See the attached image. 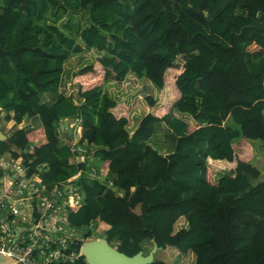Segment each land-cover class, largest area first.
I'll return each instance as SVG.
<instances>
[{
    "label": "trees",
    "instance_id": "1",
    "mask_svg": "<svg viewBox=\"0 0 264 264\" xmlns=\"http://www.w3.org/2000/svg\"><path fill=\"white\" fill-rule=\"evenodd\" d=\"M91 50L103 55L71 74L76 95H64L65 62ZM128 75L175 97L164 113L196 123L179 134L173 121L166 155L149 144L164 118L156 100L143 98L151 111L130 133L104 91ZM0 113L14 122L0 151L42 168L51 185L78 174L82 203L68 222L83 239L93 223L127 256L149 241L191 253L194 264H264V182L254 183L260 172L250 162L252 142L264 148V0H0ZM76 117L101 180L88 175L87 160L70 162L60 124ZM29 118L40 127H15ZM221 161L231 174L213 181L210 166ZM180 220L186 227L175 230Z\"/></svg>",
    "mask_w": 264,
    "mask_h": 264
},
{
    "label": "built area",
    "instance_id": "2",
    "mask_svg": "<svg viewBox=\"0 0 264 264\" xmlns=\"http://www.w3.org/2000/svg\"><path fill=\"white\" fill-rule=\"evenodd\" d=\"M70 125L71 140L77 138L69 145L74 162L87 160L88 175L101 180L104 173L89 164L93 151L80 143L82 120L73 118ZM42 171L40 167L31 170L21 157H0V256L15 264L73 263L84 257L81 246L88 240L82 239L81 234L72 237L71 233L78 230L68 222L69 210L82 203L74 181L78 174L51 185L42 177ZM88 229H95L94 224ZM78 241L82 244L74 249Z\"/></svg>",
    "mask_w": 264,
    "mask_h": 264
},
{
    "label": "rangeland",
    "instance_id": "3",
    "mask_svg": "<svg viewBox=\"0 0 264 264\" xmlns=\"http://www.w3.org/2000/svg\"><path fill=\"white\" fill-rule=\"evenodd\" d=\"M74 15H75V22L77 24L79 25L88 24L86 12L76 11L74 12ZM102 55H103L102 53H99L95 50H91L89 52L83 51L80 53L72 54L71 57L64 64V71L62 75L60 91L64 95L71 94L72 97H74L76 95L75 94L76 90H75V87L72 86L70 83L71 74L74 71L83 67L84 65L92 63L93 61H95L96 58H99ZM167 77L170 79V81L172 80V74H170L169 72L167 74ZM127 78L123 82L108 83L104 87V90L109 94V96L112 99H114L118 103L115 108V113L120 116H126L127 118L129 117L130 119L129 125L133 126V123H135L139 117H142L143 113H145L146 111H151L150 108H147L146 103L143 100V98L146 96L145 94L150 93V91H149V86H147L148 84L145 81L141 79L131 80ZM151 87L153 86L151 85ZM169 96L170 98H168V101L167 100L164 101L163 98L159 100V102L156 104V107L153 108L154 113H156L157 115H160L161 113H164L165 111L168 110L169 105L171 104L172 100L175 98L173 95H169ZM54 98H55L54 96H47V95L42 96V99L46 102H51ZM0 116H1L0 117V127L1 126L4 127L5 134H9L10 131L13 129V124L10 126L4 125L5 122L2 119L4 114L0 113ZM70 120L71 119L64 121L63 125L65 127L67 126L69 127L68 123ZM132 126L128 128L129 132L132 131ZM15 127H17L18 129L25 128L27 131L35 130L38 127H40V121L38 118L24 119L19 125ZM67 135L71 137V132L70 133L68 132ZM157 137L159 136H157L156 134L154 138L150 141V145H152L156 149L160 145L159 144L160 142L158 141ZM75 140H77V138L73 137L71 141H68L69 145H71V142ZM252 149H253V154H252V159L250 162L260 172V177L254 183L258 181L264 182V158H263L264 148L259 141H253ZM0 157L8 158L9 153L7 152V150L0 151ZM223 167L224 169H227L226 166H223L220 164L210 166V170L214 169L213 172L211 171L213 181L218 180L219 176H221L217 173L218 170H215V169L216 168L222 169ZM185 227H186V222L184 220H180L175 225V230H178L180 228H185ZM83 230L81 229V230H78L77 232H72L71 236L78 237L80 234L82 236ZM89 231H91L92 233L91 237L86 238V239L99 238L102 235L101 234L102 232H100L98 229H90ZM82 239H83V236H82ZM114 244H115V240L110 242L111 246H113ZM141 247L143 248L144 253H147V251L151 249V243L149 241H144ZM153 258L154 260H161L165 262L166 264H194V261H193L194 257L191 253H188L187 255H182L179 252H177L175 248H172V247H166L165 249L157 250L154 253ZM0 264H7V261L3 256H0Z\"/></svg>",
    "mask_w": 264,
    "mask_h": 264
},
{
    "label": "crops",
    "instance_id": "4",
    "mask_svg": "<svg viewBox=\"0 0 264 264\" xmlns=\"http://www.w3.org/2000/svg\"><path fill=\"white\" fill-rule=\"evenodd\" d=\"M127 77H129V78H127ZM126 78L127 79H131V80H133V79H135V80H138V78H135L133 75H128ZM141 80H143V81H145L148 85L147 86H149V91H150V93H146L145 95H150V96H152L155 100H156V104L159 102V100H161V98H163V100H167V95H165V93H164V90L162 89V90H158V89H156V88H154V87H151V83L150 82H148L147 80H145L144 78H142ZM112 82H115V81H112ZM133 82V81H132ZM111 83V82H110ZM75 90H76V88H75ZM105 91V90H104ZM76 94V93H75ZM143 115V114H142ZM118 116V115H117ZM159 117H163L164 116V118L161 120V122H159L158 124H157V126H156V130H155V133H154V135L152 136V138L150 139V141L154 138V136L157 134V136H159V137H157V139H158V141L160 142L159 144V146H158V148H157V150L161 153V154H163V155H166V154H168L169 152H171V150L173 149V147H174V143H175V139H176V137L177 136H175L174 135V132L172 131V129L170 128V126L172 125V123H173V121L175 120L176 121V124H174V126H175V128H176V130H177V132L179 133V134H183L184 132H185V126L186 125H190V126H196V123H195V121L189 116V115H187V114H183V113H179L178 111H176V110H170L168 113L166 112V113H161L160 115H158ZM1 117V116H0ZM141 119V117H139L137 120H136V122L135 123H133V126L132 125H130V126H132V131L131 132H133V130L137 127V125H138V122H139V120ZM64 121H66V120H64ZM128 121H129V123H130V119H129V117H128ZM177 121H180V122H182V123H179V122H177ZM14 125V122L13 121H10V122H5V124L4 125ZM68 125H69V127L67 126V127H65L64 125H63V127H64V129L63 130H65L67 133L69 132H71V138H72V128H71V125H70V121H69V123H68ZM129 126V127H130ZM172 127V126H171ZM0 128H2V130H3V132H4V127H0ZM39 128V127H38ZM130 132V133H131ZM5 133V132H4ZM70 135V134H69ZM71 140V139H70ZM69 140V141H70ZM150 141H149V144H150ZM93 159H94V161L93 160H91L90 161V165L91 166H93V167H95L97 170L99 169V167H100V162L98 161V160H96V158H94L93 157ZM70 162L71 163H75L74 162V160H73V158L71 157L70 158ZM96 166H95V165ZM98 164V165H97ZM219 164L220 165H223V166H226V162H224V161H221V162H219ZM214 170V169H213ZM213 170L211 169V171L213 172ZM215 170H218V174L219 175H221V176H219V178L220 177H222V176H225V175H230L231 174V172L228 170V169H224V167L221 169V168H216ZM215 181V180H214ZM217 181V180H216ZM255 181H257V180H255ZM254 181V182H255ZM6 259V261H7V264H15V262H13L12 260H10V259H7V258H5Z\"/></svg>",
    "mask_w": 264,
    "mask_h": 264
},
{
    "label": "water",
    "instance_id": "5",
    "mask_svg": "<svg viewBox=\"0 0 264 264\" xmlns=\"http://www.w3.org/2000/svg\"><path fill=\"white\" fill-rule=\"evenodd\" d=\"M61 131L64 127L60 124ZM11 134H5L0 128V142L7 141ZM159 250L153 243L152 249L147 255L139 251L133 256H127L112 247L107 241V234L102 233L99 238L88 239L81 246V253L86 264H151L154 262V253Z\"/></svg>",
    "mask_w": 264,
    "mask_h": 264
},
{
    "label": "flooded vegetation",
    "instance_id": "6",
    "mask_svg": "<svg viewBox=\"0 0 264 264\" xmlns=\"http://www.w3.org/2000/svg\"><path fill=\"white\" fill-rule=\"evenodd\" d=\"M151 249H152V247H151ZM151 249H149L148 251H147V253H144V251H143V248H142V252H143V255H147L148 254V252L151 250ZM154 259V258H153ZM155 261V260H154ZM152 264V263H151Z\"/></svg>",
    "mask_w": 264,
    "mask_h": 264
}]
</instances>
